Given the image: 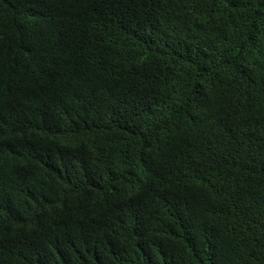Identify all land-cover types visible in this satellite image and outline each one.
<instances>
[{
	"label": "trees",
	"instance_id": "obj_1",
	"mask_svg": "<svg viewBox=\"0 0 264 264\" xmlns=\"http://www.w3.org/2000/svg\"><path fill=\"white\" fill-rule=\"evenodd\" d=\"M0 264H264V0H0Z\"/></svg>",
	"mask_w": 264,
	"mask_h": 264
}]
</instances>
